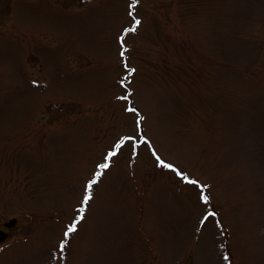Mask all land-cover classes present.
Listing matches in <instances>:
<instances>
[{
	"label": "rangeland",
	"instance_id": "374dc122",
	"mask_svg": "<svg viewBox=\"0 0 264 264\" xmlns=\"http://www.w3.org/2000/svg\"><path fill=\"white\" fill-rule=\"evenodd\" d=\"M130 5L0 0V264H264V0Z\"/></svg>",
	"mask_w": 264,
	"mask_h": 264
},
{
	"label": "snow or ice",
	"instance_id": "6c2138e0",
	"mask_svg": "<svg viewBox=\"0 0 264 264\" xmlns=\"http://www.w3.org/2000/svg\"><path fill=\"white\" fill-rule=\"evenodd\" d=\"M138 2V0H132V5H130V7H134L135 4ZM141 22L139 20H136L135 21V24L138 26ZM136 29L135 28H131V29H126V31H135ZM124 55V52H121V56ZM132 71H135L134 69ZM121 99H127V96L125 97H121ZM130 111H134V109H129ZM117 147L119 148L120 146L117 145ZM117 155V152L116 151H112V152H109L108 155L105 157V163L99 165V169L103 170V169H108L110 167V164L107 162L108 160H110L112 157L116 156ZM158 161H159V164L162 165V166H165V167H168V168H172L173 166L171 164H167L165 165L164 162L162 160H159V157H157ZM179 175H182L183 176V173H178ZM102 175V172L101 171H98L96 174H95V178L90 180L86 186V190H85V195L83 197V204L84 205H87L88 202L92 199V188H93V185L96 184L98 182V179L99 177ZM185 180H187V182L189 183H192V184H196L197 181L195 180H188L187 177H184ZM202 187H207L206 185L205 186H202ZM202 200H204L205 202L208 201V197L207 196H204L202 195ZM83 213H84V209L82 208L80 210V216L74 220L67 228V231H65L64 233V236L65 237H68L71 233H74L76 230H77V225L78 223L80 222V220H82L84 217H83ZM210 215H215L214 213H210ZM205 219H207V217H205ZM67 243V240H64L60 243V249L63 250L65 245ZM227 259V257H226Z\"/></svg>",
	"mask_w": 264,
	"mask_h": 264
},
{
	"label": "water",
	"instance_id": "95a60500",
	"mask_svg": "<svg viewBox=\"0 0 264 264\" xmlns=\"http://www.w3.org/2000/svg\"><path fill=\"white\" fill-rule=\"evenodd\" d=\"M15 223V219H11L9 222H7V225H11ZM4 236V232L0 231V239Z\"/></svg>",
	"mask_w": 264,
	"mask_h": 264
},
{
	"label": "flooded vegetation",
	"instance_id": "af4514ba",
	"mask_svg": "<svg viewBox=\"0 0 264 264\" xmlns=\"http://www.w3.org/2000/svg\"><path fill=\"white\" fill-rule=\"evenodd\" d=\"M7 236V232H5V234H4V236H3V238H5Z\"/></svg>",
	"mask_w": 264,
	"mask_h": 264
}]
</instances>
